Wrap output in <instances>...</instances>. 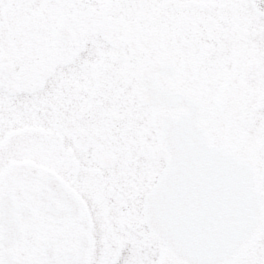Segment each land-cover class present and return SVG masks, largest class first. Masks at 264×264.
<instances>
[{"label":"snow or ice","instance_id":"6c2138e0","mask_svg":"<svg viewBox=\"0 0 264 264\" xmlns=\"http://www.w3.org/2000/svg\"><path fill=\"white\" fill-rule=\"evenodd\" d=\"M0 264H264V0H0Z\"/></svg>","mask_w":264,"mask_h":264}]
</instances>
